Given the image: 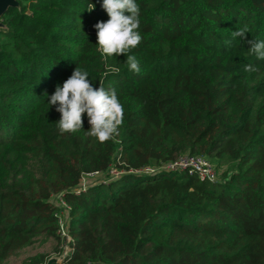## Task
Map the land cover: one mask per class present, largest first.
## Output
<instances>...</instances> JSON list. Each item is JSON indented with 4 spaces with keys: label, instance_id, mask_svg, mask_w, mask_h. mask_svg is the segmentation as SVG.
I'll list each match as a JSON object with an SVG mask.
<instances>
[{
    "label": "trees",
    "instance_id": "obj_1",
    "mask_svg": "<svg viewBox=\"0 0 264 264\" xmlns=\"http://www.w3.org/2000/svg\"><path fill=\"white\" fill-rule=\"evenodd\" d=\"M136 2L139 73L99 51L103 0H18L2 15L0 264L50 239L57 254L70 247L63 264H264V59L248 44L264 40V0ZM245 25L248 40L233 39ZM78 66L124 109L103 143L87 113L61 134L48 103ZM181 155L223 173L162 168Z\"/></svg>",
    "mask_w": 264,
    "mask_h": 264
},
{
    "label": "clouds",
    "instance_id": "obj_2",
    "mask_svg": "<svg viewBox=\"0 0 264 264\" xmlns=\"http://www.w3.org/2000/svg\"><path fill=\"white\" fill-rule=\"evenodd\" d=\"M91 3L88 11L95 9ZM103 9L109 19L100 21L94 27L97 30V45L105 56L126 55L129 69L139 73V61L134 55L128 54L142 41L140 28V6L136 0H103ZM248 27L231 33L233 39L240 37L248 40ZM250 50L257 58L264 59V40H248ZM251 70L245 66V71ZM47 95V93H46ZM48 103L57 106L56 111L61 114L57 128L61 134L75 133L83 128V116L87 113L91 125L88 135L103 143L117 133L123 117V106L113 88L106 89L100 81L97 89L89 80V73L78 66L72 75L63 83L57 84L54 94Z\"/></svg>",
    "mask_w": 264,
    "mask_h": 264
},
{
    "label": "built area",
    "instance_id": "obj_3",
    "mask_svg": "<svg viewBox=\"0 0 264 264\" xmlns=\"http://www.w3.org/2000/svg\"><path fill=\"white\" fill-rule=\"evenodd\" d=\"M163 169L167 170H185L190 175H197L200 179L215 180L217 179V173L214 169L213 164L206 158L195 155H181L174 161L168 162L162 166ZM149 167H145L143 171H150ZM113 174H118L119 171L113 169L111 171ZM97 175V173L91 174ZM55 204L61 209L59 212V223L61 234L70 240V237L66 234L65 221L67 218V212L70 206L62 199L58 198ZM70 249V247H69Z\"/></svg>",
    "mask_w": 264,
    "mask_h": 264
},
{
    "label": "rangeland",
    "instance_id": "obj_4",
    "mask_svg": "<svg viewBox=\"0 0 264 264\" xmlns=\"http://www.w3.org/2000/svg\"><path fill=\"white\" fill-rule=\"evenodd\" d=\"M223 168L219 169L217 171V176L221 177V174L223 173ZM97 177H92L89 179H85L86 184ZM54 244L55 242L50 239L46 241L36 240L32 245L22 249L17 254L11 256L6 264H19L23 259L27 258L30 255L36 254V253H46L50 256L57 255L56 252H54ZM67 244V243H66Z\"/></svg>",
    "mask_w": 264,
    "mask_h": 264
},
{
    "label": "water",
    "instance_id": "obj_5",
    "mask_svg": "<svg viewBox=\"0 0 264 264\" xmlns=\"http://www.w3.org/2000/svg\"><path fill=\"white\" fill-rule=\"evenodd\" d=\"M17 7H18V0H0V28L4 27V24L2 23L1 20L2 15L5 12L15 9ZM68 249L69 246L67 244L64 245L61 253L48 257L45 264H63V259L65 258Z\"/></svg>",
    "mask_w": 264,
    "mask_h": 264
}]
</instances>
